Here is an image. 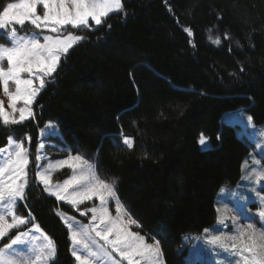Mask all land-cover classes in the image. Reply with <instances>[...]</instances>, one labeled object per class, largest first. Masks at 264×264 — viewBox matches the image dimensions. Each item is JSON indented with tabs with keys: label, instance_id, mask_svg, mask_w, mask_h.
Segmentation results:
<instances>
[{
	"label": "trees",
	"instance_id": "1",
	"mask_svg": "<svg viewBox=\"0 0 264 264\" xmlns=\"http://www.w3.org/2000/svg\"><path fill=\"white\" fill-rule=\"evenodd\" d=\"M122 4L123 12L84 31L34 101L35 119L15 128L16 139L31 137V186L17 213L31 212L55 242L48 264H74L57 212L73 210L35 181L33 151L48 120L73 151L96 155L100 178L117 181L141 233L160 242L164 264H188L183 235L213 222L216 191L240 175L249 147L222 116L242 109L264 122V0ZM10 134L0 127V148Z\"/></svg>",
	"mask_w": 264,
	"mask_h": 264
},
{
	"label": "snow or ice",
	"instance_id": "2",
	"mask_svg": "<svg viewBox=\"0 0 264 264\" xmlns=\"http://www.w3.org/2000/svg\"><path fill=\"white\" fill-rule=\"evenodd\" d=\"M40 6L42 14L38 11ZM123 10L122 0H15L0 8V38L7 40V43H0V88L8 98L7 109L11 110H6L0 101V127L11 133L7 145L0 148V241L9 236L11 230L26 226L33 219L31 212L28 216L17 213L20 203L26 202V192L31 186V152L22 140H16L15 128L35 119L33 104L38 94L57 73L70 50L86 39L68 31L69 26L74 30L89 29L91 21L99 27L111 13ZM26 23L33 26L32 31L23 30ZM184 31L189 36L193 34L189 27ZM247 122L253 124V117L248 116ZM55 129L56 125L49 122L41 133L52 134ZM252 134L259 140L264 137V129L253 128ZM25 139L30 143V136ZM198 143L203 148L208 147L203 133ZM123 144L132 149L133 138L125 136ZM45 147L40 143L36 148L35 181L43 185L48 195L70 204L81 216L88 217L87 223L75 217L65 221L74 246L72 255L79 264H123L125 261L126 264H163L160 242L153 238V243H148L140 232L131 230L132 226H141L120 200L117 181L99 177L98 159H86L83 154L74 155L68 149L66 157L53 161L43 154ZM259 147L264 159V145ZM44 160H48L46 165L41 163ZM241 167L247 173L243 180L258 186L251 189L256 198L240 195L238 188L233 195L239 206L229 208L225 205L216 209L217 224L204 229L202 237H198L211 246L206 249L209 255L220 257L212 264H225V261L227 264H264V194H261L264 164L254 158L251 166L245 161ZM65 168L71 170V175L62 182L53 183V174ZM94 200L99 203L80 209L85 202ZM112 203L115 215L110 210ZM249 203L258 204L255 213L245 211ZM230 211L238 212L239 217L229 216ZM241 217L249 222L240 225L238 219ZM254 218H258L259 227L251 222ZM228 220L233 224L232 233L220 231ZM34 231L41 233L42 239L33 235ZM56 251L55 242L42 232L39 224L33 223L31 229L18 231L10 238V243L0 247V264H48Z\"/></svg>",
	"mask_w": 264,
	"mask_h": 264
},
{
	"label": "rangeland",
	"instance_id": "3",
	"mask_svg": "<svg viewBox=\"0 0 264 264\" xmlns=\"http://www.w3.org/2000/svg\"><path fill=\"white\" fill-rule=\"evenodd\" d=\"M8 2H15V0H10ZM38 11L40 14L43 13V8L42 6H40L38 8ZM112 14V13H111ZM93 27H95L94 22L90 21V28L92 29ZM25 32L28 31H32L33 30V26L26 23L24 25V29ZM87 29H81V30H74L72 29L70 26L68 28V31H73L74 34L76 35H82L84 36V31ZM0 43H7V40L0 38ZM13 90H14V86ZM39 95V94H38ZM0 101H3L4 106L6 108V110L11 111L10 109H7V104H8V98L7 96L3 93L2 88H0ZM20 106H22V103L20 104ZM249 116L248 113H246L244 110L240 109V110H234V111H230V112H226L223 116H222V120L228 124L233 125L234 130H235V134L238 138L244 140L249 147V150L247 152V154L245 155V157L242 160V163H244L245 161H247V163L251 166L252 165V161L253 159H259L261 160V163L264 164V159H262L261 157V148L259 147V145H264V137L260 138L259 140L256 139V137L252 134V129L256 128V129H264V122L263 123H253L251 125L248 124L247 122V117ZM53 123L56 125V129L52 134H49L48 131H45L43 134L41 133L42 129H45V126L49 123ZM42 129H40L39 131V140H38V145L40 143H43L46 145V147L42 150L43 154H46L51 160H57V159H61L64 158L68 155V149H71L72 154H76V153H81L85 156L86 159H90V160H96V155L92 154V153H86L84 151H73L72 147L70 145H68L67 143H64L61 140L60 134H59V130L57 127V123L54 120H48L45 125L42 127ZM28 136V135H26ZM24 136L21 139H16L17 141H23L26 147H29V141L27 139H25ZM7 145V144H6ZM5 145V146H6ZM37 145V146H38ZM4 146V147H5ZM201 146V145H200ZM202 147V146H201ZM3 148V147H1ZM37 148V147H36ZM61 148L65 149V150H61ZM203 148V147H202ZM34 153V157L36 155V149L33 151ZM42 164L46 165L48 163V160H44L41 162ZM241 163V165H242ZM35 165H36V161H35ZM36 170V169H35ZM251 170V167L249 168V171ZM247 173L242 170V167L240 168V175L238 177V179L236 180L235 183L232 184H222L218 190L215 193L214 196V208H215V218L213 220V222L206 226L204 229L208 228L211 229L212 226L217 224V208H223L225 205H227L229 208H233L234 205L239 206V201L238 199H236L233 195V193L239 188V194L242 196H246L252 199H255V192H252L251 189L253 188H258L257 185L253 184L250 181H244L243 177L246 175ZM69 175H71V170L70 169H63L61 171H57L53 174L52 176V182H62L63 179H65L66 177H68ZM102 179V178H101ZM43 186V185H42ZM224 189V191L222 192L221 189ZM261 194H264V190L261 191ZM65 203L64 201H60ZM99 201H90V202H85L83 205L80 206V209L83 210L84 208L87 207H91L94 204H98ZM68 204V203H66ZM72 210H73V214L69 215L66 214L62 211H57L59 217L61 218V216H64V219H61L64 223V225L66 226L68 233H69V229L66 225L65 221H71L73 217H75L76 220L82 222V223H87L88 222V217H84L80 215V212L76 210V208L72 207L70 204H68ZM258 207L257 203H249L247 204L245 211L247 212L248 210H250V214L251 213H255L256 209ZM110 210L112 212L113 215H115V204L112 203L110 205ZM19 214V213H18ZM22 215V214H20ZM91 214L89 213V216ZM229 216H238L239 217V213L236 211H230L228 213ZM9 221H10V217H9ZM249 221L247 219L244 218H239L238 219V223L240 225H246ZM251 222L257 223V226L259 227V221L258 218H254ZM32 224L33 221H31V223L27 224L26 226H21L19 229H14L11 230L9 233V236H7V240L4 241L3 243H0V247H3L4 244H8L10 243V238L14 237L18 231L23 232L26 231L27 229H31L32 228ZM204 229L197 234H185L182 237V243L180 246V249H185L187 251L186 255H185V260L188 264H212L213 261L215 260H219L220 257L219 256H215V255H209L208 252L206 251L207 248H210L211 246H207L205 245L204 239L203 238H198V237H202L203 231ZM132 231H136V232H140L141 235L145 236L143 233H141L140 231V227L137 226H132ZM227 231L229 233L233 232V224L231 220H228L225 222L224 226L220 227V231ZM33 235L40 237L42 239L41 233L39 232H33ZM146 237V236H145ZM6 238V237H5ZM147 238V237H146ZM4 239V238H3ZM71 241V240H70ZM147 242L148 243H153V240L148 239L147 238ZM100 243H103V241H100ZM73 244L71 241V254H72V249H73ZM216 251L218 252L219 249H216ZM73 256V255H72ZM74 258V264H79L78 261H76L75 257ZM117 260H119V257H116ZM163 260V258H162ZM50 262V261H49ZM48 262V263H49ZM123 264H126V261L123 262ZM164 264V261H163ZM225 264H227V261H225ZM234 264V262H233Z\"/></svg>",
	"mask_w": 264,
	"mask_h": 264
}]
</instances>
